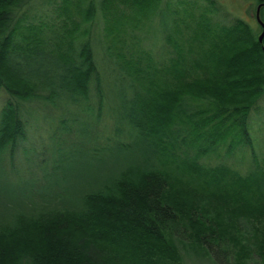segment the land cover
Here are the masks:
<instances>
[{"label":"trees","instance_id":"obj_1","mask_svg":"<svg viewBox=\"0 0 264 264\" xmlns=\"http://www.w3.org/2000/svg\"><path fill=\"white\" fill-rule=\"evenodd\" d=\"M193 1L155 52L142 45L161 0L33 14L34 0H0V264H185L182 248L264 264L249 122L262 42L218 0ZM20 140L34 170L16 165ZM242 147L245 171L222 160Z\"/></svg>","mask_w":264,"mask_h":264},{"label":"rangeland","instance_id":"obj_2","mask_svg":"<svg viewBox=\"0 0 264 264\" xmlns=\"http://www.w3.org/2000/svg\"><path fill=\"white\" fill-rule=\"evenodd\" d=\"M35 6L32 10V14L35 12H40L44 10H49L50 6L54 3L55 0H34ZM220 3L223 4V7L230 11L231 15H237L245 19L250 23V25L253 28L254 38H259L261 36V39L259 40L262 42L261 46L263 47V59L260 61V65H255V69L258 72V76H261L259 81L257 82L254 89L262 88L261 97L258 99V101L253 105L251 108V116H250V130L251 135L254 137V143L256 145V150L259 152L260 155L264 154V5H261V3H258V0H218ZM194 2L193 0H185V2H182L180 0H161V3L159 5V11L156 10L155 12H152V16L150 18L148 17L145 27L149 28L151 31L150 33H147L148 39H144V43L142 46L144 48H149L155 52H159L161 48L164 46V52H165V44L163 42V34L165 32H172V28L169 26V23L171 22V19L173 16L176 15L177 11H182L192 8H198L201 9V7H204V2H199V5L191 4ZM95 3L98 4V0H95ZM195 6V7H194ZM201 6V7H200ZM207 13L211 11H206ZM215 12H211L212 17L215 19L217 18L216 15H213ZM226 17V15L224 16ZM221 18L219 20L225 21V18ZM97 19H95V22L92 27V34L94 36L96 35H102V19L100 17L99 11L96 14ZM227 18V17H226ZM30 20H34V15L30 16ZM221 23V22H220ZM160 33H159V32ZM156 34V35H155ZM152 35H155L152 37ZM102 37V36H100ZM6 92L1 90L0 91V109L6 99ZM258 94L255 95V97L252 98L256 99V97L259 96ZM249 112V115H250ZM26 143L25 141L20 140V143L18 147L15 150V162L17 166L25 167L27 163H31L25 158L24 152H23V146L22 144ZM242 147L239 149V151L234 156L226 155V158H222L226 163L232 165L233 167L238 168L240 171H245L246 167H249L248 164V158L247 154L245 153V150H243ZM69 158H71V161H69L72 164H77L80 159L81 153L79 150H69L67 153ZM80 154V155H79ZM5 159L8 160L9 154L8 151L4 153ZM72 156V157H71ZM67 159V160H68ZM66 160V161H67ZM204 160H207L206 157H204ZM65 161V162H66ZM23 162V163H22ZM210 164H215L219 162V160L215 161V159L211 158L208 160ZM20 164V165H19ZM34 167L33 170L36 168V165L31 163ZM22 167V168H23ZM241 168V169H240ZM28 168L27 170H23L24 173L28 174ZM12 175H14L12 173ZM11 175V176H12ZM15 176V175H14ZM13 177V176H12ZM238 224V223H237ZM248 228V225H246ZM249 229V228H248ZM250 232V231H248ZM186 248L181 249V253H183L182 257L184 259L185 264H231L230 259L228 257H219L214 250L212 252V259L209 257L200 258L197 257L193 252L188 251L186 252ZM217 253V252H216ZM222 262V263H221ZM248 264H260L257 260L256 255H254L253 258L248 259Z\"/></svg>","mask_w":264,"mask_h":264},{"label":"flooded vegetation","instance_id":"obj_3","mask_svg":"<svg viewBox=\"0 0 264 264\" xmlns=\"http://www.w3.org/2000/svg\"><path fill=\"white\" fill-rule=\"evenodd\" d=\"M258 3H261V5H264V0H258Z\"/></svg>","mask_w":264,"mask_h":264},{"label":"water","instance_id":"obj_4","mask_svg":"<svg viewBox=\"0 0 264 264\" xmlns=\"http://www.w3.org/2000/svg\"><path fill=\"white\" fill-rule=\"evenodd\" d=\"M263 33H264V30H263ZM259 38L261 39V36Z\"/></svg>","mask_w":264,"mask_h":264}]
</instances>
